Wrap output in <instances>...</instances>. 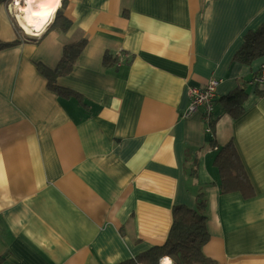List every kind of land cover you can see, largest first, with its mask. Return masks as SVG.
I'll return each instance as SVG.
<instances>
[{
  "label": "crops",
  "instance_id": "obj_1",
  "mask_svg": "<svg viewBox=\"0 0 264 264\" xmlns=\"http://www.w3.org/2000/svg\"><path fill=\"white\" fill-rule=\"evenodd\" d=\"M9 2L0 0V43L13 44L0 49V264H121L164 245L173 207L199 213L201 201L203 255L264 264V81L254 82L264 57L234 61L264 22V0H56L37 36ZM81 40L56 78L63 92L51 90L37 65L54 69ZM210 79L219 84L208 123L203 111L184 117L189 90ZM236 89L246 95L233 117L222 99ZM230 142L249 198L219 189L214 158ZM165 258L173 264H158Z\"/></svg>",
  "mask_w": 264,
  "mask_h": 264
},
{
  "label": "trees",
  "instance_id": "obj_2",
  "mask_svg": "<svg viewBox=\"0 0 264 264\" xmlns=\"http://www.w3.org/2000/svg\"><path fill=\"white\" fill-rule=\"evenodd\" d=\"M69 26L70 22H62L61 27L64 30ZM11 45L13 44L0 43V49ZM84 45L85 41L81 40L64 46L61 60L54 69H48L41 64L37 65L38 71L46 78L47 85L51 90L57 93L63 92L55 84L56 78L65 76L71 71L73 63ZM261 57H264V22L256 30L248 32L244 36V42L235 53L234 61L249 64ZM104 63L111 65L114 60L107 56L104 58ZM262 93V90H258V94ZM245 95L243 90L236 89L222 99L233 117L240 113ZM214 165L219 173L221 193L238 192L245 198L254 194L253 187L233 143H227L217 152ZM198 207L202 212L205 203L199 202ZM201 212L198 213L182 205L173 207L172 226L164 245L153 247L135 259L127 260L121 264H158L162 257H169L173 264H214L202 252V247L208 241L209 235L206 217Z\"/></svg>",
  "mask_w": 264,
  "mask_h": 264
},
{
  "label": "built area",
  "instance_id": "obj_3",
  "mask_svg": "<svg viewBox=\"0 0 264 264\" xmlns=\"http://www.w3.org/2000/svg\"><path fill=\"white\" fill-rule=\"evenodd\" d=\"M24 4H25V0H19V3H17V0H11L10 4H8V11L14 10L15 13L20 14L21 7ZM263 81H264V70L260 74V76L254 79V82L256 83L258 82L261 83ZM218 84L219 81L217 79H210L205 86L201 88L190 89L189 104L183 116L188 117L198 111H203L204 121L208 123L210 115L213 113L214 110V102H215L216 89ZM207 131H209L208 128Z\"/></svg>",
  "mask_w": 264,
  "mask_h": 264
},
{
  "label": "bare ground",
  "instance_id": "obj_4",
  "mask_svg": "<svg viewBox=\"0 0 264 264\" xmlns=\"http://www.w3.org/2000/svg\"><path fill=\"white\" fill-rule=\"evenodd\" d=\"M55 2L56 0H33L31 5L25 2L20 10V20L24 29L29 33L32 32L35 36L39 35L49 24L48 21L56 11ZM37 12L41 13V15H33V13Z\"/></svg>",
  "mask_w": 264,
  "mask_h": 264
},
{
  "label": "snow or ice",
  "instance_id": "obj_5",
  "mask_svg": "<svg viewBox=\"0 0 264 264\" xmlns=\"http://www.w3.org/2000/svg\"><path fill=\"white\" fill-rule=\"evenodd\" d=\"M25 2L31 5L33 0H25ZM17 3H19V0H17ZM25 11H27V9H25ZM33 15H41V13L37 12V13H33ZM45 15H47V13H45Z\"/></svg>",
  "mask_w": 264,
  "mask_h": 264
},
{
  "label": "clouds",
  "instance_id": "obj_6",
  "mask_svg": "<svg viewBox=\"0 0 264 264\" xmlns=\"http://www.w3.org/2000/svg\"><path fill=\"white\" fill-rule=\"evenodd\" d=\"M162 264H171L170 260H167V258H165V260L162 262Z\"/></svg>",
  "mask_w": 264,
  "mask_h": 264
},
{
  "label": "rangeland",
  "instance_id": "obj_7",
  "mask_svg": "<svg viewBox=\"0 0 264 264\" xmlns=\"http://www.w3.org/2000/svg\"><path fill=\"white\" fill-rule=\"evenodd\" d=\"M10 2H11V0H10ZM10 2H9V4H10ZM46 28V27H45Z\"/></svg>",
  "mask_w": 264,
  "mask_h": 264
}]
</instances>
